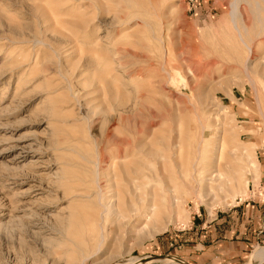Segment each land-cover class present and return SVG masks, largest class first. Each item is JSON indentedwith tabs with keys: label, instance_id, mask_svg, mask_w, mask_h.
Returning a JSON list of instances; mask_svg holds the SVG:
<instances>
[{
	"label": "rangeland",
	"instance_id": "rangeland-1",
	"mask_svg": "<svg viewBox=\"0 0 264 264\" xmlns=\"http://www.w3.org/2000/svg\"><path fill=\"white\" fill-rule=\"evenodd\" d=\"M210 152L239 186L201 191L188 166ZM162 179L158 226L121 209L92 235L99 196ZM260 198L264 0H0V264H187L168 243Z\"/></svg>",
	"mask_w": 264,
	"mask_h": 264
},
{
	"label": "crops",
	"instance_id": "crops-1",
	"mask_svg": "<svg viewBox=\"0 0 264 264\" xmlns=\"http://www.w3.org/2000/svg\"><path fill=\"white\" fill-rule=\"evenodd\" d=\"M242 203L235 209L237 216H231L232 225L224 217L213 223L206 221L199 242L181 248L170 242L172 252L180 254L187 264H239L253 244L264 243V198Z\"/></svg>",
	"mask_w": 264,
	"mask_h": 264
},
{
	"label": "bare ground",
	"instance_id": "bare-ground-1",
	"mask_svg": "<svg viewBox=\"0 0 264 264\" xmlns=\"http://www.w3.org/2000/svg\"><path fill=\"white\" fill-rule=\"evenodd\" d=\"M240 43L245 47L246 51L249 53L251 49H250V47H248L244 43L242 38H240ZM243 67L245 68L244 72L247 73V65H246V63L244 64ZM244 160L249 162V164H251V160L250 159L246 158ZM197 163L198 164L200 163V165L195 168L196 173H198L197 176H196L197 180L195 181V183L201 189V191H203L204 193L205 192H211L213 190H221L222 188L223 189H226V188L232 189L233 185L236 186V184H237V186H239L242 183V181H243V175H241V174L240 175L237 174V176H236V174H234L231 178H229V176H224L222 174V172H221V169L218 166L219 163H218L216 157L214 156L213 152H210V154L208 156L204 157V158H199L198 162L192 163L188 167L194 169L195 164H197ZM161 165H162V163H161ZM173 165H174V163H173ZM157 167H158V165H157ZM148 170H150L149 172H151V169H148ZM158 171H160V170H158ZM186 174H188V173H186ZM148 176L150 177V175H148ZM167 176H166L167 177L166 178L167 185L170 186V188H172L173 187L172 186L173 185L172 174L167 175ZM181 178H182V175H181ZM155 180H158V179H155ZM128 181H129V179H128ZM129 183H130V181H129ZM129 183H127V184H129ZM165 188H166V181H165V179H162L160 181V188H159V195L158 196H156L155 194H151L150 198L149 197L147 198V196H145L142 199L140 197L139 198L137 197L138 199L136 200V202H134L133 200H131V201L128 200V201H124V202L123 201H117V203H113V202L109 201L110 199L107 196H105V197L99 196L98 201H99V204H100V207L102 208V210H101V213L99 215L100 216V218L98 219L99 222H98L97 227L94 230L92 235L97 236L100 239V241H102L103 240V233H102V222H101V220H102L103 216L104 215H112V214H114V215H122L121 214V209H124L125 211L129 210V209L134 210L136 214H139V215H141L142 218H145L146 220H149V224H151L152 227L155 228V226H158L156 224L157 220H158V217H160L163 214H165V212L166 213L168 212V215H170L171 208L173 206L177 205L176 202H175L177 200V193H175V194L172 193L173 196H171L169 194L166 195V192L163 191V189H165ZM130 189H131V187H130ZM136 195H137V193H136ZM103 201H105L104 204H103ZM163 209H164V212H163ZM163 228H165V227H163ZM258 251H259V249L254 250L252 255L249 257V260H250V262L253 261L254 264H264V252H261V253L257 254ZM96 252H97V250H96ZM90 257L91 256L89 255V256L84 257L83 259L84 260H88ZM169 259L173 260L172 257H170ZM157 261H159V260H157ZM81 263H82V261L80 262V264ZM143 263L144 262H137V260H134V262L131 263V264H143Z\"/></svg>",
	"mask_w": 264,
	"mask_h": 264
},
{
	"label": "water",
	"instance_id": "water-1",
	"mask_svg": "<svg viewBox=\"0 0 264 264\" xmlns=\"http://www.w3.org/2000/svg\"><path fill=\"white\" fill-rule=\"evenodd\" d=\"M166 257H170V256H166ZM173 258V261H176V258L175 257H172Z\"/></svg>",
	"mask_w": 264,
	"mask_h": 264
}]
</instances>
